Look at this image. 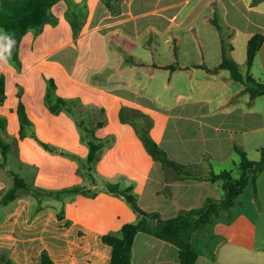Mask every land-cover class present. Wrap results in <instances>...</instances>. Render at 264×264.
<instances>
[{"label": "crops", "instance_id": "crops-1", "mask_svg": "<svg viewBox=\"0 0 264 264\" xmlns=\"http://www.w3.org/2000/svg\"><path fill=\"white\" fill-rule=\"evenodd\" d=\"M92 1H87L89 16L78 38L65 18L66 5L59 2L61 7H54L58 24L24 36L21 70L6 54L0 59L7 90L0 114L11 121V133L19 134L23 101L37 124L39 157L28 182L52 193V200H46L52 204L36 207V221L50 215V225L41 232L57 235L50 238L58 249L47 243L40 260L47 248L58 264L67 259L72 264L109 262L112 247L102 236L141 218L111 184L121 190L132 187L145 211L174 218L208 198L222 200L223 181L210 176L232 172L241 162L237 147L246 151L248 139L264 134V94L253 96L247 82L235 79L229 68L216 69L226 54L244 77L264 83V0H156L145 8L122 0L116 9ZM257 34L263 43L249 66V41ZM63 36L75 43L62 44ZM5 37L0 27V47ZM67 47L78 54L63 62L57 56ZM8 71L33 80L25 85L33 103L17 84L10 94ZM40 75L55 80L56 93L69 100L70 110L49 109L47 81L35 82ZM11 100L13 108L6 110ZM80 107L84 111L77 114ZM145 133L195 176H183L155 158L143 141ZM90 141L103 144L93 162ZM263 148L258 146L257 153ZM263 213L252 183L231 210L209 225V236L197 235L196 264H264ZM132 264H180L179 248L139 232Z\"/></svg>", "mask_w": 264, "mask_h": 264}, {"label": "trees", "instance_id": "trees-1", "mask_svg": "<svg viewBox=\"0 0 264 264\" xmlns=\"http://www.w3.org/2000/svg\"><path fill=\"white\" fill-rule=\"evenodd\" d=\"M62 2L66 5L65 17L73 30V35L78 38L87 18L89 16V7L86 0H0V27L6 31L8 39L14 41L10 54L5 53L12 63L21 70L23 62L20 57V47L24 36L29 31L40 33L46 24L56 25L59 23V17L54 13V7ZM108 7L113 6L114 0H104ZM5 41V45L8 43ZM263 43V37L260 34L254 35L248 46V65L251 66ZM78 52L73 47H67L57 58L63 62H68V57H75ZM227 67L237 80L247 82V89L253 96L264 94V83L256 81L251 75L246 77L240 71L236 61L228 58L224 54L223 62L216 68ZM46 104L53 113H59L64 108H68L69 100L59 96L56 93V83L53 78H47ZM7 98L6 75L0 72V104H3ZM70 110V109H69ZM18 114L22 127L32 126L26 106L23 101L19 102ZM7 123L6 117L0 115V129H5ZM143 141L149 152L155 157L160 158L166 163L172 165L183 176H195V174L183 169L176 161L170 159L161 149L157 142L147 133L143 134ZM45 146H50L43 143ZM11 143L2 136L0 132V167L7 164L8 156L11 150ZM102 143L90 141L89 161L93 162L101 148ZM241 154V176L236 178L231 171H223L219 174L213 173L210 179L213 181L222 180V187L225 196L222 200L208 198L201 207L193 208L182 212L180 215L162 219L156 213H149L142 209L138 202V197L133 193L132 187L119 189L116 185H110V188L121 194H124L132 206L141 214V218L135 222H129L123 225L119 233H106L102 240L112 247V256L109 262L103 264H132L133 245L136 235L139 232H146L158 238L167 240L175 244L180 252V264H196L198 257L196 250V237L203 233L209 236V225L217 216L223 214L224 210H231L235 205L236 199L247 187L250 180H253L255 186L258 174L264 169V148L263 157L260 161L251 160L246 151L237 147ZM33 185L27 182L24 177L15 173V185L5 192L0 199L1 206H6L19 197V189L30 190ZM234 219V213L228 215V221ZM1 264H20L12 259L8 253H0ZM39 264H58L50 251L45 248L41 252Z\"/></svg>", "mask_w": 264, "mask_h": 264}, {"label": "rangeland", "instance_id": "rangeland-1", "mask_svg": "<svg viewBox=\"0 0 264 264\" xmlns=\"http://www.w3.org/2000/svg\"><path fill=\"white\" fill-rule=\"evenodd\" d=\"M87 1L88 0H86V2ZM97 1V4L99 5L103 3L104 0ZM155 1L156 0H135V7L145 8L149 5L154 4ZM90 2L93 3L92 0H90ZM119 2L121 3L122 0H114L113 7L115 9L119 5ZM193 2H195V0H193ZM60 7L61 6H56V10ZM60 27L62 33L67 32L66 23L62 24ZM92 27L93 25H90L88 31H90ZM3 31L5 30L3 29ZM211 33L213 34V30L211 31ZM62 39V44L71 42L75 43V41L72 40L70 42V39H67L66 36H63ZM7 74V79L9 80L8 85L10 89V94H12V87L17 84L19 86L20 92L25 93L26 97L29 96V102L33 103L30 93L26 92L25 90V85L29 86L30 83H33V80H30V78H26V76L24 75H13L10 71H8ZM46 80L47 78L45 79L44 76L40 75L39 79L35 80V82L38 84ZM4 108L6 110L13 108L12 100L10 102L8 101V104ZM42 108H45V106H42ZM82 108L83 107H80L79 110L76 109V113L79 114L80 111H84V109ZM10 124L11 121H9V119L7 118L5 129H0V132L4 139H6L12 145L6 166L0 167V199L2 198L3 194H5V192L14 187L15 173L19 174L20 177H24L27 182H30V178L33 179L31 175L34 174V172L36 171L35 168L37 164V159L39 157V150L37 149V145L41 140L36 135V132L38 130L37 124L33 122L32 126H26L24 128L21 127L20 132L17 135L11 133L12 130L9 127ZM19 124L22 126L21 121L19 122ZM258 146H264V134L248 139L246 151L248 152V157H250V159L256 161H260L262 159V151L257 153ZM1 159L2 157L0 156V161ZM241 173L242 171L239 166L235 167V169H233L232 171L233 176L236 178H238ZM252 183L254 185L255 193H257L259 199V205L264 210V169L257 176L256 186L253 180H250L249 184L243 190V192L249 189ZM46 200H52V193H44L33 186L32 188H30V190H25L23 188L19 189V197L17 199L10 202L6 206H1L0 253H8V255H10L12 259L16 260L20 264H38L40 261V251L43 247H47V243L48 245L50 244V246H52L55 250L58 249L56 240H54V238L58 236L49 235L45 232H41L42 228H45L47 225H50V215L46 214L47 216L44 219L36 221L37 214L39 212L36 207L41 205L42 202H45L46 205H49L47 203H53L52 201L46 202ZM25 201H29L30 205L27 206L25 204ZM12 215H14L12 220H8ZM259 233L261 237H264V213L260 219ZM65 261L67 264H72V262L68 259Z\"/></svg>", "mask_w": 264, "mask_h": 264}, {"label": "clouds", "instance_id": "clouds-1", "mask_svg": "<svg viewBox=\"0 0 264 264\" xmlns=\"http://www.w3.org/2000/svg\"><path fill=\"white\" fill-rule=\"evenodd\" d=\"M5 39H8V38L5 37ZM13 43H14V41H12L11 39H8L7 45L3 46V47H0V59H4L5 58V56H4L5 53H9L10 54V51H11Z\"/></svg>", "mask_w": 264, "mask_h": 264}]
</instances>
